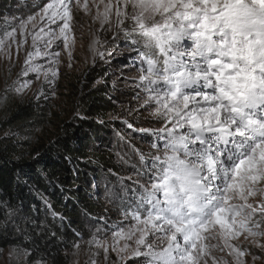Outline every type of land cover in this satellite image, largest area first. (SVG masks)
Listing matches in <instances>:
<instances>
[{
  "label": "snow or ice",
  "instance_id": "obj_1",
  "mask_svg": "<svg viewBox=\"0 0 264 264\" xmlns=\"http://www.w3.org/2000/svg\"><path fill=\"white\" fill-rule=\"evenodd\" d=\"M80 12L125 34L126 67L139 73L136 110L160 125L137 129L154 140L147 153L136 150L143 170L118 178L122 219L110 240L93 234L88 243L105 260L111 250L134 264H229L225 256L246 264L249 245L264 251V0H47L0 35V52L10 57L15 45L19 54L31 36L19 76L43 75L55 95L62 51L73 67ZM99 43L90 44L93 63L105 56ZM31 84L18 78L0 101Z\"/></svg>",
  "mask_w": 264,
  "mask_h": 264
},
{
  "label": "trees",
  "instance_id": "obj_2",
  "mask_svg": "<svg viewBox=\"0 0 264 264\" xmlns=\"http://www.w3.org/2000/svg\"><path fill=\"white\" fill-rule=\"evenodd\" d=\"M17 1L0 0L1 11L11 14ZM97 74L92 70L86 76L74 100V115L47 143L27 151L0 144V252L20 247L34 259L60 263L62 252L86 238L90 227L121 214L120 200L111 207L102 194L108 185L119 186L118 178L128 177L125 170L138 167L136 159L125 161L115 151L117 145L130 149L126 138L116 146L109 143V124L118 120H105L115 103L106 97L110 83H94L95 76H104ZM16 111L19 119L30 115L27 106Z\"/></svg>",
  "mask_w": 264,
  "mask_h": 264
},
{
  "label": "rangeland",
  "instance_id": "obj_3",
  "mask_svg": "<svg viewBox=\"0 0 264 264\" xmlns=\"http://www.w3.org/2000/svg\"><path fill=\"white\" fill-rule=\"evenodd\" d=\"M46 2L47 0H19L10 9L11 14L8 11L2 12L3 8L0 7V24L5 25L0 27V35L5 30L18 26L22 20H26L30 15L38 12L39 8ZM75 19L78 23L75 27L76 43L73 51V67H67L68 57L62 51V62L59 66L60 76L55 85V95H52V86L44 82L43 75L39 79H37L36 73H29L28 77L19 76L25 67L24 60L27 52L34 51L31 36H29L28 43L20 50L19 54L16 52L15 45L10 50V57H6L3 52H0V97L5 95L6 87L13 85V82L18 78L21 82L26 79L32 81L30 87L22 96L9 92L7 93L6 101H0V144L7 145L9 143L14 147H19L20 150L27 151L42 143H47L49 139L58 133L62 123L74 115V100L78 88L83 81H86V76H91L90 72L96 70V73H103L104 76H95L94 83H110L106 97L115 103V111L108 113L106 115L107 118H105L106 121L109 119L118 120L116 123L109 124L113 127L108 137L109 143L116 146L117 141L121 144L122 138H126L128 142L132 143L129 146V150L122 149L117 145L115 151H118L119 156L125 161L136 159L134 166L142 171L143 167L136 150L147 153L149 151V143L154 140V137L147 133L139 132L137 129L156 128L160 125L150 114V111L136 110L139 109V104L142 101H137L133 98L136 91H138L134 87L133 78H137L136 82L138 83L139 73L136 69L126 67L128 63V47L126 46L125 34L123 32L117 33L115 26L109 31H103L98 22L93 23L91 17L84 15L82 12L78 13ZM95 39L100 41L97 48L100 52L105 53V56L103 59L96 56L95 63H93L94 53L90 50V44ZM115 46H117V49H114ZM190 46L191 42L185 41V47ZM37 47H40L43 51V45L40 41L37 42ZM60 47L62 48V45ZM57 50H60V48ZM108 52L114 54L109 56L107 55ZM33 62L42 64L45 67L48 66L46 57H37ZM41 89H43L47 98L40 96L37 99ZM114 96L117 99H114ZM20 106H27V109L30 110L28 117L19 119V112L16 110ZM130 109H133V111H130ZM125 120L131 123L133 128H137L134 130L135 132L132 131L133 128L127 127V124L124 123ZM104 123L103 120L101 125L104 126ZM146 136L152 140L143 138ZM125 171L128 176L135 173L130 169ZM126 184L131 186V182ZM102 195L111 207H114V203L120 200L124 193L119 184L115 188L108 185ZM129 195H131L130 192ZM117 217L114 221L107 219L106 224L90 227L87 231L88 236L80 238L74 243L79 244L78 248H74L73 244L69 250L62 252V262L60 263L34 259L23 252L20 258L17 259L15 250L24 249L7 247L0 252V264H92L93 260L96 261V264H134V259L122 262L117 254L111 250L109 251L108 259L105 260L102 249L98 250L94 245L88 243L93 234L100 238L107 237L110 240L112 225L119 223L122 219L121 214L117 215ZM97 229H100L98 233ZM259 242L264 244V238H261ZM122 243L123 241H121ZM248 250L252 255H256L260 259L253 261L252 255H247L244 257L246 264H264V251L251 245L248 246ZM10 252L13 253L11 258L9 257ZM97 252H99L98 255L96 254ZM217 255L222 254L217 253ZM225 259L231 264V257L225 256Z\"/></svg>",
  "mask_w": 264,
  "mask_h": 264
}]
</instances>
